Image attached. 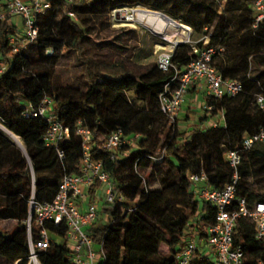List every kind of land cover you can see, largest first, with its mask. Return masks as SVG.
I'll return each mask as SVG.
<instances>
[{"label":"trees","instance_id":"obj_1","mask_svg":"<svg viewBox=\"0 0 264 264\" xmlns=\"http://www.w3.org/2000/svg\"><path fill=\"white\" fill-rule=\"evenodd\" d=\"M48 1L51 6L38 15V34L32 41L10 16L0 21V61L6 65L0 74V123L26 149L25 155L0 133V222L16 223L10 235L0 231V258L8 264L20 259L23 264L27 256L24 220L32 190L37 202L51 201L61 177L79 172L81 138L75 129L80 122L92 135L91 157L102 162L115 191L125 198L101 204L113 221L99 219L87 230L95 241L105 234L106 264H177L175 255L185 237L204 236L216 215L212 205L196 197L190 175L204 172L210 185L221 188L232 175L224 152L238 146L244 134L264 126V110L256 103V95H264V21L253 27L251 0ZM137 4L171 15L199 38L207 36L208 46L217 48L212 64L223 78L237 79L243 86L234 96L205 95V106H212L208 112H222L223 124L181 130L177 119L169 124L160 109L159 96L166 83L195 57L188 42L174 48V67L169 72L158 70L156 63L136 70L121 59L91 52L88 24L108 26L111 9ZM126 32L138 34L134 28ZM9 37H14L18 50L13 51ZM61 47L76 52L80 66L76 79L82 86L55 80ZM48 48L50 54H45ZM45 96L54 101L55 118L70 129L69 139L58 145L63 158L43 141L45 118L23 116L28 104L37 107ZM117 127L138 137L114 150L104 149V137ZM156 158L161 161L154 162ZM262 169L264 142H256L242 153L237 169L239 196L250 202L264 199V194L247 186L250 172ZM157 176L162 186L175 184L184 194L169 196L151 188ZM98 186L96 181L90 192ZM235 235L245 253L242 264H256L264 257V239L255 238L252 222L240 218ZM41 259L43 264H70L69 249L65 244L51 246ZM191 264L215 263L199 249Z\"/></svg>","mask_w":264,"mask_h":264},{"label":"built area","instance_id":"obj_2","mask_svg":"<svg viewBox=\"0 0 264 264\" xmlns=\"http://www.w3.org/2000/svg\"><path fill=\"white\" fill-rule=\"evenodd\" d=\"M250 5L253 12V27H256L264 21V0H251ZM50 6L48 0H0V21L6 16H21L24 35L32 41L38 34L36 25L38 15ZM120 8L128 7L111 9L109 20L112 23L119 22L117 19L119 16L126 20L127 13L132 10H124L126 13L124 16ZM8 41L12 44L13 51L18 50L14 37H9ZM185 41L191 45L195 57L184 68L175 70L159 96L160 109L168 117L169 124L175 122L186 94L200 80L205 82L206 94L215 98L234 96L243 88L239 80L223 78L212 64L217 48L208 46L207 36L197 40H190L187 37ZM198 41H202L201 46L197 45ZM170 45V48L158 51L155 63L161 72H169L174 67L171 63V54L175 45L173 42H170ZM5 68V63L0 61V74ZM256 103L264 110V95L257 94ZM205 109L208 112L212 106L207 105ZM217 114L218 119L211 120L212 127L224 123L222 112ZM23 116L45 118L47 128L43 134V141L46 146L55 147L58 156L63 158L64 152L58 149V145L61 141L69 139L70 129L55 118L53 99L45 96L37 107L28 104ZM75 133L81 138L79 172L64 174L61 177L51 201L37 202L34 189L29 197L28 214L24 220L27 256L23 264H43L41 259L43 252L51 246L62 244L69 249L70 264H106L105 234L100 241H95L87 230L99 219H103L104 222L113 221L112 216L103 212L101 204L114 200L123 201L125 198L115 191L102 162L94 161L91 157V132L77 122ZM137 137L138 134H126L122 127H117L104 137L102 147L114 150L130 144ZM256 142H264V126L252 134H244L238 146L224 152V162L232 169V175L221 188L210 185L204 172L190 175L194 192L200 200L214 207L216 215L215 221L206 226L204 236L189 237L177 251L175 255L177 264H191L193 253L199 249L204 252L210 249L218 259L215 264H242L245 253L236 243L235 235L240 218L252 222L255 238L264 239V199L250 202L237 194V183L240 178L237 169L241 163L242 153ZM96 181L99 186L91 193L90 188ZM131 209L132 206H129L127 210ZM19 262L20 259L14 264H20ZM256 264H264V257L258 259Z\"/></svg>","mask_w":264,"mask_h":264},{"label":"rangeland","instance_id":"obj_3","mask_svg":"<svg viewBox=\"0 0 264 264\" xmlns=\"http://www.w3.org/2000/svg\"><path fill=\"white\" fill-rule=\"evenodd\" d=\"M142 7L144 9H152L148 6L137 4L134 5L133 7H128L127 9L120 8V10H121V14L125 16L126 13L124 10H131L135 8L142 9ZM167 15L173 18L171 15L169 14ZM117 19L119 20V22L112 23L109 20L108 26L100 25V24L97 25L88 24L90 33H88L87 40L89 47L91 48V52L96 53L98 55L102 54L105 57L110 58L112 60L121 59L129 66L134 67L136 70H139L140 68H146L151 64L155 63L158 51L163 49V47L158 48L159 46H166L167 44H170L171 41H173V39L170 36H168V34H163L160 32L155 33L149 27H146L142 24L133 21H126L124 18H121L120 16ZM175 20L184 24L178 19ZM10 21L14 22L16 25L20 27L22 26V17L19 15L11 16ZM184 25L189 27L190 34L188 35V38L190 40L199 39V35L194 34L192 28L189 25L187 24ZM130 28H134L138 32L137 37L133 36L131 33L126 32ZM107 42H111V43H107ZM123 46L125 48H123ZM45 54H50V48L45 50ZM79 67L80 66L77 63L76 52L69 50L66 47H61L59 56L55 62L54 78L61 85H66L67 83H73L75 86H82V83H80V81L76 79V73ZM179 111L180 109L178 110V112ZM188 113H195V111H193L191 107H189ZM177 116L178 113L176 115V118ZM1 125L5 127L3 124ZM206 129L207 128H204L203 130ZM160 161L161 158L154 159V162L156 163ZM158 179L159 176L155 178L154 183L150 186L151 188L162 189L164 194L169 196L181 197L184 194V190L180 189L177 185L172 184L169 186H162ZM247 186L251 190H255L264 194V169L257 171L252 170L250 174L247 176ZM196 197L198 196L196 195ZM15 229H16V223L13 221L0 222V231L5 235H10V233H12ZM189 237L190 236H186L185 240H187ZM58 243H60V240H58ZM161 251L166 252V247L162 246ZM205 253L209 256L210 260L213 263H216L218 261L216 255L213 252H211L210 249H207ZM0 264H8V263L4 259L0 258Z\"/></svg>","mask_w":264,"mask_h":264},{"label":"bare ground","instance_id":"obj_4","mask_svg":"<svg viewBox=\"0 0 264 264\" xmlns=\"http://www.w3.org/2000/svg\"><path fill=\"white\" fill-rule=\"evenodd\" d=\"M143 9H144L143 7L142 9H132L130 13L127 14L126 20L142 24L157 32L168 34V36H170L173 39V41H171L173 43L174 41L183 40L187 38L188 35L190 34L188 26H185L179 21L168 20L160 15L145 12L143 11ZM170 46H171L170 44H167L166 46H159L158 48L163 47L168 49L170 48ZM0 132H2V134L12 142L20 146H23V141L13 132L3 127L1 124H0Z\"/></svg>","mask_w":264,"mask_h":264},{"label":"crops","instance_id":"obj_5","mask_svg":"<svg viewBox=\"0 0 264 264\" xmlns=\"http://www.w3.org/2000/svg\"><path fill=\"white\" fill-rule=\"evenodd\" d=\"M205 95L207 94L205 91V82L203 80L198 81L193 87L190 88L185 96L184 102L181 105L180 111L178 112V116L176 118L177 127L179 129H208L211 126V120L218 119L219 116L217 113L215 115H211V113L206 112ZM189 107H191V109L195 111V113H188Z\"/></svg>","mask_w":264,"mask_h":264},{"label":"water","instance_id":"obj_6","mask_svg":"<svg viewBox=\"0 0 264 264\" xmlns=\"http://www.w3.org/2000/svg\"><path fill=\"white\" fill-rule=\"evenodd\" d=\"M136 9V8H135ZM138 9V8H137ZM143 11H145V12H148V13H153V14H157V15H160V16H162V17H165L166 19H168V20H173L171 17H169L167 14H165V13H163V12H161V11H158V10H153V9H144ZM128 13H130V11L128 12ZM189 28V27H188ZM152 31L153 32H155V33H158L157 31H155V30H153L152 29ZM182 43H185V39H183V40H178V41H174V45H175V47H176V45H178V44H182ZM1 134H2V132H0ZM3 135V134H2ZM4 136V135H3ZM7 140H9L6 136H4ZM11 143H13L15 146H17L25 155H26V149H25V146H24V144H23V146H20V145H18V144H16V143H14V142H12L11 140H9Z\"/></svg>","mask_w":264,"mask_h":264}]
</instances>
